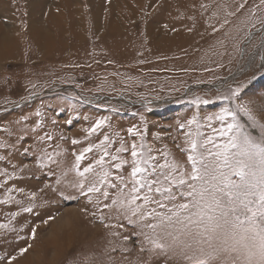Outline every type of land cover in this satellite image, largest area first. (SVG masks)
Wrapping results in <instances>:
<instances>
[{"label":"rangeland","instance_id":"obj_1","mask_svg":"<svg viewBox=\"0 0 264 264\" xmlns=\"http://www.w3.org/2000/svg\"><path fill=\"white\" fill-rule=\"evenodd\" d=\"M0 2V264L204 259L159 223L184 189L137 201L158 217L132 211V145L184 164L227 124L261 137L264 0Z\"/></svg>","mask_w":264,"mask_h":264},{"label":"snow or ice","instance_id":"obj_2","mask_svg":"<svg viewBox=\"0 0 264 264\" xmlns=\"http://www.w3.org/2000/svg\"><path fill=\"white\" fill-rule=\"evenodd\" d=\"M218 135L227 140L220 144L211 138L200 144L192 140L184 164L173 160L149 166L153 158L137 159L133 144L128 204L135 205L132 211L141 218L158 217V213L147 211L137 201L164 208L163 200L171 199V188L178 185L184 189L180 196L185 202L171 215L159 217V223L166 227L173 222L179 225L180 231L199 248L204 259L193 264H264V131L256 140L242 133L239 126L227 124ZM82 156L83 153L77 160ZM98 191L95 186L88 188V192ZM158 194L161 200H156Z\"/></svg>","mask_w":264,"mask_h":264},{"label":"bare ground","instance_id":"obj_3","mask_svg":"<svg viewBox=\"0 0 264 264\" xmlns=\"http://www.w3.org/2000/svg\"><path fill=\"white\" fill-rule=\"evenodd\" d=\"M1 3V2H0ZM112 23V25L113 24H115V21H113V22H111ZM118 23V22H117ZM169 26V25H168ZM7 31H4L3 30V28L0 26V46H2V44H3V42L5 41V40H7V43H8V45L9 46H12V38L10 37V35H8L7 33H6ZM47 39V38H46ZM4 40V41H3ZM9 41V42H8ZM1 48V47H0ZM3 48H6V47H3ZM2 48V49H3ZM57 230H58V228H57ZM55 235H56V232H55V229H54V231L52 232V234L50 235V237L51 238H55ZM55 240H56V238H55Z\"/></svg>","mask_w":264,"mask_h":264}]
</instances>
